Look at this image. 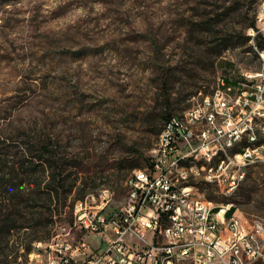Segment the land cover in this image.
<instances>
[{
  "label": "rangeland",
  "instance_id": "obj_1",
  "mask_svg": "<svg viewBox=\"0 0 264 264\" xmlns=\"http://www.w3.org/2000/svg\"><path fill=\"white\" fill-rule=\"evenodd\" d=\"M261 5L0 0V264H49L64 239L95 243L73 226L76 199L109 188L106 210L119 207L132 171L157 147L165 114L182 113L219 76L258 70L255 50L264 49L244 37ZM230 36L240 42L222 49ZM50 163L65 178L52 202L44 193ZM243 173L229 192L200 175L189 182L213 207L264 217V164Z\"/></svg>",
  "mask_w": 264,
  "mask_h": 264
},
{
  "label": "built area",
  "instance_id": "obj_2",
  "mask_svg": "<svg viewBox=\"0 0 264 264\" xmlns=\"http://www.w3.org/2000/svg\"><path fill=\"white\" fill-rule=\"evenodd\" d=\"M257 32L264 36V5L248 40ZM242 76L236 84L219 76L210 92L164 121L154 143L162 151L152 147L149 162L132 171L119 207L106 210L109 188L76 199L73 226L97 241L64 239L49 264H264V217L230 215L229 203L213 210L215 202L189 182L200 175L229 192L242 168L264 164V143L242 146L236 162L223 159L232 138L264 130V56L258 70ZM183 118L196 129L184 128ZM203 205H211V217H203Z\"/></svg>",
  "mask_w": 264,
  "mask_h": 264
},
{
  "label": "trees",
  "instance_id": "obj_3",
  "mask_svg": "<svg viewBox=\"0 0 264 264\" xmlns=\"http://www.w3.org/2000/svg\"><path fill=\"white\" fill-rule=\"evenodd\" d=\"M250 26H252L253 28H255V23L253 22V23H251L250 24ZM231 38L230 39H228V41H227V39H226V37H223V40L221 41V44H222V49L223 48H227V47H229V46H233V45H235V44H238L240 41L239 40H232V36H230ZM246 39H249V35H246L245 37H244V40H246ZM254 41H255V44L258 46V47H261V49H264L263 47H264V36L263 35H261L259 32H257L256 34H255V36H254ZM224 79H225V81L226 82H228V83H233V84H236L237 83V79H232V78H230V77H228V76H224ZM171 114H165L164 115V117H165V120L170 116ZM164 120V121H165ZM47 153H49V157H50V159L52 158L51 156H54L55 155V152H54V150H48V151H46ZM40 159H41V157H40ZM50 159H48V161L50 162ZM147 162L146 163H148L149 162V158L147 157ZM41 162H43V161H41ZM55 164H52V163H50V167L52 168V170L50 171L51 172V175H50V177H49V179H48V181H47V183H45V190H44V193L45 194H47V200H49V201H53V196H54V192L56 193V194H58V192H59V186H58V184H61V185H64V181H65V178L64 177H61L60 178V174L62 173L60 170H58V168H55ZM132 167H135V166H137L136 164H132L131 165ZM118 169H119V166H118ZM44 170H47V168L46 169H44ZM94 177V179H93V181L94 180H96L95 178H96V176H93ZM86 180H84L83 181V184H82V190L84 191V186L86 185ZM38 185H40V182H38ZM197 186H199V185H197ZM228 212L230 213V214H234L235 212H236V210H235V207L234 206H230V208H229V210H228Z\"/></svg>",
  "mask_w": 264,
  "mask_h": 264
},
{
  "label": "bare ground",
  "instance_id": "obj_4",
  "mask_svg": "<svg viewBox=\"0 0 264 264\" xmlns=\"http://www.w3.org/2000/svg\"><path fill=\"white\" fill-rule=\"evenodd\" d=\"M254 36L255 35L251 36L252 39H254ZM259 51L260 52H257V54H259V60L261 61V54L264 56V50ZM183 127L196 129V122L192 118H183ZM257 143H264V130H262V134H252L249 137L235 136L232 138V144H229L224 148L223 159L228 160L229 162H236V157H240V153L242 152V146L256 145ZM155 151H162V144H157ZM243 169L244 168H242V176H244ZM100 192H104V190ZM213 210H221V208L213 207ZM230 215L237 216L236 213ZM203 217H211V205H203Z\"/></svg>",
  "mask_w": 264,
  "mask_h": 264
}]
</instances>
